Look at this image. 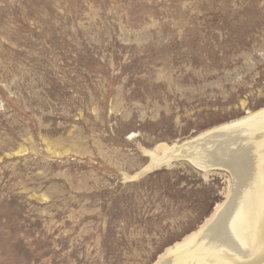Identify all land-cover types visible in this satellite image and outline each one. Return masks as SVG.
<instances>
[{
    "label": "rangeland",
    "instance_id": "rangeland-1",
    "mask_svg": "<svg viewBox=\"0 0 264 264\" xmlns=\"http://www.w3.org/2000/svg\"><path fill=\"white\" fill-rule=\"evenodd\" d=\"M264 108V0H0V264H158L227 201L148 151Z\"/></svg>",
    "mask_w": 264,
    "mask_h": 264
},
{
    "label": "bare ground",
    "instance_id": "bare-ground-1",
    "mask_svg": "<svg viewBox=\"0 0 264 264\" xmlns=\"http://www.w3.org/2000/svg\"><path fill=\"white\" fill-rule=\"evenodd\" d=\"M142 175L178 160L227 170L233 187L197 232L166 250L158 264H264V108L183 143L146 151Z\"/></svg>",
    "mask_w": 264,
    "mask_h": 264
},
{
    "label": "water",
    "instance_id": "water-1",
    "mask_svg": "<svg viewBox=\"0 0 264 264\" xmlns=\"http://www.w3.org/2000/svg\"><path fill=\"white\" fill-rule=\"evenodd\" d=\"M231 175V174H230ZM232 176V175H231Z\"/></svg>",
    "mask_w": 264,
    "mask_h": 264
}]
</instances>
